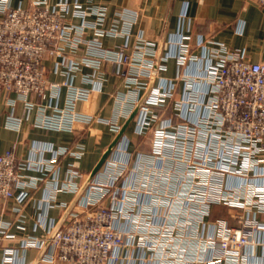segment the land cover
I'll return each mask as SVG.
<instances>
[{"label": "built area", "instance_id": "obj_1", "mask_svg": "<svg viewBox=\"0 0 264 264\" xmlns=\"http://www.w3.org/2000/svg\"><path fill=\"white\" fill-rule=\"evenodd\" d=\"M13 1L0 0V93L14 94L29 111L47 93L56 99L61 87L67 90L64 107L54 106L49 114L39 109L38 128L73 131L75 124L102 121L75 107L100 89L105 64L130 93L115 97L117 107L121 112L123 106L135 108L148 81L165 71L171 58L157 57L155 45L140 36L130 47L136 11L116 12L110 27L104 29L103 7L31 0L24 8L20 4L13 7ZM254 1L264 9V0ZM89 15L94 16L92 23L87 20ZM88 30L93 31V38L85 40ZM103 37H121L124 42L105 48ZM186 39L180 37L175 43L179 66L197 60L183 42ZM80 44L86 46L83 57L65 54L67 48L73 52ZM199 45L206 52L204 76L187 77V94L180 100L173 99L172 82L150 88L135 116L137 135L150 136L151 150L149 157L139 158L131 184L118 187L119 179L132 174L126 163L106 167L104 180L94 177L83 194L85 202L79 199L52 239L51 226L44 238L19 241L22 254L31 249L40 252L48 242L36 264H126L135 249L149 254L145 262L140 258L143 264H248L249 250L264 247V221L260 220L264 215V62H253L244 50L212 40ZM47 60L53 61L55 72L64 69L62 83L48 81ZM80 66L92 70L82 79L88 87L73 85ZM199 81L207 85L203 96L192 90ZM5 126L18 130L20 119L10 115ZM109 126L114 133L120 130L115 121ZM70 153L62 148L49 160L36 161L20 160L13 150L0 154V242L14 239L8 223L1 220L3 203L13 201L11 210L19 215L31 191L46 180L58 158ZM25 172L39 176L26 177ZM80 178L68 170L66 180L52 187L48 203L58 192L76 194ZM107 199L109 205H105ZM215 205L231 210L236 225L221 218L208 222ZM67 207L66 203L57 205L62 211ZM123 221H127L125 231L117 227ZM258 235L263 236L260 242ZM18 249L3 248L1 264H17Z\"/></svg>", "mask_w": 264, "mask_h": 264}, {"label": "crops", "instance_id": "obj_2", "mask_svg": "<svg viewBox=\"0 0 264 264\" xmlns=\"http://www.w3.org/2000/svg\"><path fill=\"white\" fill-rule=\"evenodd\" d=\"M31 0H14L12 6L20 4L28 7ZM69 3L77 2L82 6L103 7L106 17L103 28L107 29L113 22L115 13L127 9L138 13L136 24L132 27L129 39L130 47L134 45L136 37H142L146 42L153 43L156 48L157 57L171 56L166 62V69L156 78L148 81L147 89L166 85L169 82L175 84L174 100H180L187 94L185 92L184 81L187 77L204 76L205 50L199 45L200 41L212 40L224 44L229 49L244 50L253 62H264V9L260 8L254 0H68ZM87 20L92 23L94 16L89 15ZM72 22L79 24L78 19ZM180 37H187L183 40L190 47V52L197 57L194 62H186L179 66L175 57L178 47L175 43L180 41ZM93 38V31L88 30L83 39ZM124 39L121 37L101 38L102 46L112 48L122 45ZM212 44L206 45L211 47ZM85 44L78 45L77 49L71 52L68 48L65 54L81 58L85 55ZM47 79L52 83H62L65 75L63 68L58 72L54 71V63L51 60L44 62ZM103 82L98 91L91 94L86 102H78L76 111L92 115L95 120L89 126L75 124L73 131H50L35 126L39 115V109L49 114L51 109L62 108L66 99V87H61L56 99L51 98V93L36 102L35 107L26 111L23 103L15 100L14 94L0 93V154L8 150H13L15 156L20 160H49L55 150L66 148L71 153L62 155L56 161L54 170L49 172L46 180L31 191L29 199L21 207L20 214L12 212L15 206L13 201L3 203L2 221L8 223V233L14 236L12 241L0 242V264L3 257V248H19V241L26 237L44 238L47 236L49 227H55L63 217L65 211L57 208L60 203L68 206L74 200L76 194L58 192L54 194V200L48 201L53 193L52 187L61 185L67 178L68 170L75 171L81 175L79 186L86 181L89 173L96 166L107 147L113 141L117 133L111 131L109 123L115 121L120 129L126 122L134 108L124 107L123 112L117 107L115 97L118 94H130L123 85V80L117 77L107 64L102 66ZM92 74L88 67L80 66L75 73L73 85L77 87H88L82 81L83 77ZM144 91V93L147 91ZM192 90L204 95L207 85L199 81L193 85ZM143 93V95H144ZM142 94V91L141 93ZM142 95V96H143ZM141 96V98H142ZM206 96V95H205ZM140 98V99H141ZM13 103L11 106L10 103ZM41 110V109H40ZM170 110H167L169 116ZM183 114H186L184 112ZM20 119L18 130L8 129L5 121L8 116ZM151 150V138L138 136L136 132L135 118L131 121L124 132V135L116 148L112 151L106 163L97 173L96 180H104L105 168L116 163H126L132 174L129 172L123 179H119L118 187H127L129 182L137 173L139 158L149 157ZM80 154L79 157L76 154ZM146 161L151 162L150 159ZM149 166V163H147ZM158 167V165H157ZM26 177L39 176L35 172H25ZM95 180V181H96ZM94 181V182H95ZM229 186H239L241 183H228ZM84 194V193H83ZM144 195H141V197ZM81 204L85 202L86 196L82 195ZM143 197L140 202L143 201ZM109 199L105 205H109ZM75 208V206L73 207ZM232 211L221 206H212L208 222L217 218L225 219L230 225H236V221L231 218ZM66 220V219H65ZM264 221V215L260 217ZM65 222V221H64ZM64 223L61 225V227ZM118 229L126 230L127 221L117 224ZM259 242L263 240L262 235H258ZM133 254L127 259L126 264H143L149 257L148 253L132 251ZM40 252L31 249L24 254L18 249L17 264H30L35 261ZM248 264H264V247L258 246L249 250ZM125 262V261H124ZM62 264V263H58ZM125 264V263H124Z\"/></svg>", "mask_w": 264, "mask_h": 264}, {"label": "water", "instance_id": "obj_3", "mask_svg": "<svg viewBox=\"0 0 264 264\" xmlns=\"http://www.w3.org/2000/svg\"><path fill=\"white\" fill-rule=\"evenodd\" d=\"M152 79H153V77H152ZM150 88H151V84L149 85L147 91L144 93V95L140 99L139 103L136 105V107L134 108V110L132 111V113L130 114V116L128 117V119L126 120V122L123 124V126L121 127V129L119 130V132L117 133V135L115 136V138L113 139V141L107 147L106 151L103 153V155L101 156V158L98 161V163L96 164V166L89 173L86 181L79 188L78 192L76 193V196H75L74 200L69 204V206L67 207V209L65 210V212L63 214V217L60 219V221L57 223V225L52 230V232H51V234L49 236V239H52L53 236L59 231V229L61 228V225L64 223L65 219L67 218V216L69 215V213L71 212V210L73 209V207L76 205V203L79 201V199L81 198V196L85 192V190L88 187V185L90 184V182L94 179V177L97 175L98 171L103 166V164L105 163V161L108 159V157L110 156V154L112 153V151L116 148V146L118 145V143L122 139L125 130L129 126V124L131 123V121L135 118V116H136L139 108L141 107L143 101L145 100V98H146V96H147ZM47 245H48V242L44 245L43 249L40 251L38 257L35 259V261L33 262V264H36L37 259L45 252V250L47 248Z\"/></svg>", "mask_w": 264, "mask_h": 264}, {"label": "trees", "instance_id": "obj_4", "mask_svg": "<svg viewBox=\"0 0 264 264\" xmlns=\"http://www.w3.org/2000/svg\"><path fill=\"white\" fill-rule=\"evenodd\" d=\"M58 264V263H57Z\"/></svg>", "mask_w": 264, "mask_h": 264}]
</instances>
